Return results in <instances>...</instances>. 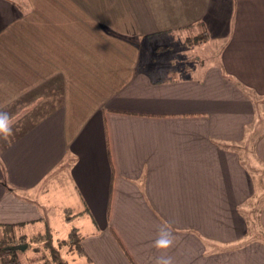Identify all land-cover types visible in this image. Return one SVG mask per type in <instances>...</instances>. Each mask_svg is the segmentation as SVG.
<instances>
[{"label": "crops", "instance_id": "obj_1", "mask_svg": "<svg viewBox=\"0 0 264 264\" xmlns=\"http://www.w3.org/2000/svg\"><path fill=\"white\" fill-rule=\"evenodd\" d=\"M0 112V224L77 218L82 264H264V0H0Z\"/></svg>", "mask_w": 264, "mask_h": 264}, {"label": "rangeland", "instance_id": "obj_2", "mask_svg": "<svg viewBox=\"0 0 264 264\" xmlns=\"http://www.w3.org/2000/svg\"><path fill=\"white\" fill-rule=\"evenodd\" d=\"M178 43V39H173L172 44L178 45ZM177 45L159 50L156 53L157 58L164 59L169 50L170 55H176L174 50L178 49ZM206 47V45L195 46L191 51L193 53L196 52L195 49L202 51ZM211 60L213 59L209 61L207 57L203 58L205 66L210 64ZM56 84L58 85V83ZM52 212L49 214L48 223L30 224L28 227L15 229V239L19 240L23 237L25 240V249L21 250L19 254L20 264H82L78 249L71 240L81 235L80 229L75 227L79 223V219L75 218L74 221L65 219V216L62 215L63 212L60 213L57 209H52ZM47 230L50 231L48 236L45 234ZM72 231L77 233L75 237L71 235Z\"/></svg>", "mask_w": 264, "mask_h": 264}, {"label": "trees", "instance_id": "obj_3", "mask_svg": "<svg viewBox=\"0 0 264 264\" xmlns=\"http://www.w3.org/2000/svg\"><path fill=\"white\" fill-rule=\"evenodd\" d=\"M202 26L203 31L195 36L189 38L190 45L202 44L208 40L209 34L202 22L199 23ZM76 216V215H73ZM66 219H71L68 215ZM22 226V223L16 225H2L0 224V263L1 264H20L19 254L23 250L22 247L25 245L24 238L15 239V229ZM6 230V231H5ZM47 236L50 235V231H46ZM77 233L72 231L71 235L75 237ZM72 240V243L75 244L78 251L81 253V236L75 237ZM65 242V241H62ZM65 244V243H64Z\"/></svg>", "mask_w": 264, "mask_h": 264}, {"label": "clouds", "instance_id": "obj_4", "mask_svg": "<svg viewBox=\"0 0 264 264\" xmlns=\"http://www.w3.org/2000/svg\"><path fill=\"white\" fill-rule=\"evenodd\" d=\"M13 123L7 112H0V137L8 139L13 135ZM172 240L167 233H161L159 238L154 242L157 249H166L170 247ZM171 264V260L168 261Z\"/></svg>", "mask_w": 264, "mask_h": 264}, {"label": "water", "instance_id": "obj_5", "mask_svg": "<svg viewBox=\"0 0 264 264\" xmlns=\"http://www.w3.org/2000/svg\"><path fill=\"white\" fill-rule=\"evenodd\" d=\"M22 249H25V246H23Z\"/></svg>", "mask_w": 264, "mask_h": 264}]
</instances>
